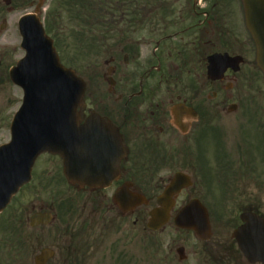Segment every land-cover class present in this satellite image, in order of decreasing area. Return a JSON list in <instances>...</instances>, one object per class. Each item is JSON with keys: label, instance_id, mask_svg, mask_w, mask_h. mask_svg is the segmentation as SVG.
Listing matches in <instances>:
<instances>
[{"label": "flooded vegetation", "instance_id": "obj_1", "mask_svg": "<svg viewBox=\"0 0 264 264\" xmlns=\"http://www.w3.org/2000/svg\"><path fill=\"white\" fill-rule=\"evenodd\" d=\"M179 1H97V9L103 11V15L120 20L156 19L158 31H103L106 37L99 40V47L126 53L124 66H111L108 68L110 76L103 74L86 82L84 106L77 109L76 120L80 134L86 127H92L93 133L86 135L87 144L79 155L78 172L95 179L96 184L93 187L73 185L76 198L67 201H74L73 207H78L79 220L76 219L75 226L67 221L63 229L67 244L58 264H88L103 248L100 244L108 238L104 233L115 235L107 250L116 252V264H132L126 234L132 213L126 209L131 201L125 196L126 206L120 210L115 194L120 189L124 190V195L127 191L135 192L145 196L149 203L176 172L185 173L191 179V170L197 175L203 170L208 175L212 136L218 128L216 120L222 117L225 122L244 121L247 115L251 121L243 127L247 132L253 127L251 136L240 143L237 157L231 156L233 147L228 149L223 158V172L227 181L236 177L240 186L236 193L238 216L253 212L264 218V108L239 107L243 80H257L261 73L256 65L253 39L245 27L243 0H186L185 13L190 15L191 24L176 31H165L176 24L175 19L180 15ZM103 2L111 4L110 11L101 7ZM129 52L135 63L133 68H128ZM225 53L231 57L241 56L240 68L238 71L227 68L222 78L212 80L207 75L209 58ZM114 60L115 57L110 61ZM185 70L188 76L182 75ZM53 156L59 159L62 170L61 159ZM194 158L198 159V165ZM209 189L212 190L210 183ZM188 190L183 189L176 196L173 214L196 198ZM51 203L52 200L47 202V209ZM147 205L137 206L133 211L144 207L146 217ZM72 211L73 208L71 215ZM238 216L234 228L241 224ZM137 222L134 220V225ZM214 237L211 235L207 241H201L203 255L211 263L224 264L218 252H207L208 242L220 238L215 244L228 249L222 255L227 260L263 264L249 263L230 236H216L212 240ZM140 239L143 253L146 239L142 234ZM175 254L179 261H184L185 247L177 246ZM139 262L146 264L144 257Z\"/></svg>", "mask_w": 264, "mask_h": 264}, {"label": "rangeland", "instance_id": "obj_2", "mask_svg": "<svg viewBox=\"0 0 264 264\" xmlns=\"http://www.w3.org/2000/svg\"><path fill=\"white\" fill-rule=\"evenodd\" d=\"M95 3V0H91ZM186 0H180V15L175 19L176 24L169 26L165 31H176L178 26H188L191 24L190 15L187 13ZM37 0H11L9 5L0 0V25L4 21V28L0 29V144L9 140V124L13 113L21 103L22 91L15 86L9 79L8 70L16 61L24 54L20 48V36L17 28L18 18L25 13L33 12ZM85 10L81 7L83 14H71L70 10H65L59 6L57 0H44L43 9L40 12V18L43 25H54L55 28L47 31L54 41L56 50L60 56V60L66 66L74 69L76 73L88 79L98 77L102 74H107L106 70L111 65L124 66L123 56L126 53L110 51L104 48V51H98L94 43L93 49L87 44L88 40L94 34L97 35L96 40L99 41L98 35L103 31H84L89 28L104 29L107 20L96 18L93 13L91 3L85 2ZM58 10L57 20L59 24H53V10ZM73 11H77L75 6H72ZM189 14V13H188ZM84 16V18H82ZM94 17V19H93ZM107 18V17H106ZM109 19V18H108ZM128 20L112 26L113 31H158V21L155 19L142 20L135 23L133 26H127ZM147 21V23H145ZM94 22L96 24L94 25ZM224 23V21H221ZM96 26V27H95ZM162 27V26H161ZM109 28V27H108ZM128 28V29H127ZM105 40V39H103ZM108 42L107 40L105 41ZM150 52L147 51V54ZM128 68H133L135 63L132 61L131 52L128 53ZM115 57L114 62L109 63L111 58ZM140 58L139 60H143ZM142 71V70H141ZM141 71L139 74H141ZM246 68H244L245 74ZM182 75L188 76L187 72ZM242 91V99L239 107L244 109L264 108V79L261 73L259 79L252 81L244 79L240 87ZM235 92V90H234ZM233 92V93H234ZM236 101V100H233ZM214 104V101H213ZM216 109V108H215ZM213 109V112L215 111ZM248 112L245 111V114ZM218 128L213 133L211 141L210 169L208 175L202 170L198 175L195 170H191L193 186L189 188L188 193L198 197L207 207L210 215V221L213 230V236L217 237L230 236L234 228L239 213L237 202L239 200L236 195L239 184L237 178L226 180L223 172V158L228 152V149L233 147L232 158L237 157L240 152V143L251 136L253 127L250 126L249 131L243 128L246 123H250L245 115V119L225 122V118L217 119ZM260 129V128H259ZM238 132V133H237ZM261 133V131L259 130ZM205 154V148L203 147ZM204 155H202L203 157ZM197 162L198 159L194 158ZM59 161L55 157L40 155L33 169L32 180L21 186L19 192L13 196L11 203L0 214V264H34V255L44 247H50L55 251L54 258L46 264H58L63 257L64 248L67 244L63 234V229L67 225H76L75 221L79 220L78 207H74L72 215L69 213L60 215L58 211L57 196L59 195L68 198H76V190L71 188L61 178L60 172L57 170ZM198 165V162L196 163ZM202 166L204 163L202 161ZM198 170V169H197ZM199 172V171H198ZM209 175L211 176L210 178ZM209 183L212 190L209 189ZM70 187V188H69ZM226 189H233L232 191ZM51 196V199L49 198ZM186 198V197H181ZM50 199V200H49ZM54 201L51 204V211L54 214V219L50 224L42 227H28L29 216L41 210L47 211V202ZM178 204H180L177 201ZM77 205V204H76ZM154 205V200L150 201L146 206L148 210ZM71 208L73 204H68ZM144 207L132 211L130 223L127 227V236L129 237L128 244L131 249L132 264H140V260L144 257L146 264H217L211 263L207 257L203 255V242L197 239L191 232L177 230L174 228L172 221H169L161 230L151 232L146 227L147 215L145 217ZM69 215H71L69 217ZM134 220L138 222L134 225ZM79 224H77L78 226ZM146 239L145 250L142 253L140 235ZM107 235V240L100 245L103 247L93 255L88 264H116V252H109L107 246L110 244L112 233H104ZM18 236V237H16ZM216 236L212 239L214 240ZM20 239V241H19ZM216 241H210L207 244L208 251L218 252L219 259L226 264H240L241 261L232 262L227 260L226 256H222L228 249L221 248ZM19 241V242H18ZM18 243V246H17ZM221 245V243H219ZM17 246V247H16ZM177 246L185 247L186 259L179 261L175 254ZM172 249V250H171ZM171 250V251H170ZM176 256V258H175Z\"/></svg>", "mask_w": 264, "mask_h": 264}, {"label": "water", "instance_id": "obj_3", "mask_svg": "<svg viewBox=\"0 0 264 264\" xmlns=\"http://www.w3.org/2000/svg\"><path fill=\"white\" fill-rule=\"evenodd\" d=\"M42 2L39 0L36 12ZM244 5L246 25L257 48V64L264 73V0H244ZM19 32L25 55L10 70V78L23 89V103L11 123V141L0 147V211L18 188L30 180L32 163L43 151L58 153L63 157L64 175L68 181L90 186L94 181L77 174L79 148L76 137L70 139L72 130L76 134L77 128L74 125L71 127V123L65 130L60 126V117L70 119L81 104L85 88L83 80L59 63L52 40L45 35L36 14H26L20 18ZM214 60L219 63L208 67L212 79L219 78L228 66L237 63L226 54L213 56L211 62ZM62 132L67 133L66 140L60 136ZM184 181L180 175L174 176L157 199L159 207L150 211L148 227L156 229L167 220L171 206L168 200L183 186ZM132 197L134 205L146 202L141 196ZM240 216L244 224L236 228L231 236L249 261L264 262V220L253 213ZM51 218L49 213L37 212L30 216L29 225L48 224ZM174 223L178 227L194 230L202 239L210 235L206 210L196 200L179 211ZM53 254L51 249L43 248L35 255L34 263L44 264Z\"/></svg>", "mask_w": 264, "mask_h": 264}, {"label": "trees", "instance_id": "obj_4", "mask_svg": "<svg viewBox=\"0 0 264 264\" xmlns=\"http://www.w3.org/2000/svg\"><path fill=\"white\" fill-rule=\"evenodd\" d=\"M132 23L134 22L133 20L131 21ZM96 24V22H94V25ZM110 26V25H109ZM51 27H49L48 29H50ZM51 30V29H50ZM84 31H95V28H89V29H86V30H84ZM19 241H20V239H19ZM18 241V242H19ZM17 246H18V243H17ZM16 246V247H17Z\"/></svg>", "mask_w": 264, "mask_h": 264}]
</instances>
